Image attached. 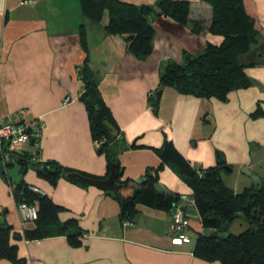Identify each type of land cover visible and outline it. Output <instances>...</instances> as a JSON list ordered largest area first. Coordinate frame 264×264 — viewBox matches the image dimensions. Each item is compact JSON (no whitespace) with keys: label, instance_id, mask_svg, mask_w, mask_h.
<instances>
[{"label":"crops","instance_id":"1","mask_svg":"<svg viewBox=\"0 0 264 264\" xmlns=\"http://www.w3.org/2000/svg\"><path fill=\"white\" fill-rule=\"evenodd\" d=\"M154 5L159 0H125ZM192 3L193 19H209L210 7ZM264 24V0H254ZM154 48L144 58L132 54L123 34L106 30L109 14L94 21L85 15L80 0H0V117L22 112L27 121L43 123L38 161H53L62 168L57 185L36 169L16 164L0 165V225L12 226V243L23 264H222L194 255L192 230L203 232L193 188L165 162L158 171L157 189L178 193L191 219L190 240L172 239V212L138 205L137 221L122 222L121 205L107 191L67 177L76 172L103 180L109 177V159L119 164V181L137 187V179L155 175L162 164L161 148L169 142L192 167L218 164L222 155L235 174L240 192L252 185L244 167L264 181V64L246 67L252 84L231 91L225 101L183 94L174 86L163 87L156 111L148 92L160 89V76L170 62H181L185 53L199 54L208 43L223 37L209 31L194 33L173 18L149 15ZM82 27L84 35H82ZM264 45V37L260 43ZM258 44V45H259ZM98 79L104 103L113 117L112 139L105 151L93 136L82 99L85 92L79 69L87 65ZM263 113L255 116L258 109ZM107 150V151H106ZM21 152H33L24 143ZM109 153V157H108ZM6 170L7 176L2 175ZM109 174V175H108ZM223 175V174H222ZM240 180L242 182L240 183ZM41 188L61 206L62 222L76 220L79 245L68 234L28 239L36 220L23 221L14 194L21 183ZM230 186V185H229ZM239 186V185H238ZM39 208V202L36 204ZM18 233L21 238L14 239ZM0 264H17L0 258Z\"/></svg>","mask_w":264,"mask_h":264},{"label":"trees","instance_id":"2","mask_svg":"<svg viewBox=\"0 0 264 264\" xmlns=\"http://www.w3.org/2000/svg\"><path fill=\"white\" fill-rule=\"evenodd\" d=\"M80 2L88 19L99 21L108 12L106 30L110 34L125 35L129 51L140 58L148 56L154 48L155 30L148 18L153 13L169 16L179 24L190 27L194 33L209 31L223 37L221 44L208 43L199 54L185 53L181 62L167 65L160 76V89L154 97H149L156 111L163 87L174 86L183 94L225 101L231 91L252 84L246 67L264 64V45L259 44L264 37V24L254 0H202L211 9L208 20L192 18V3L189 0H159L154 5H138L125 0ZM78 73L84 83L82 99L89 114L93 136L103 142L100 150L105 151L112 139V113L102 99L94 71L87 64ZM262 113L263 110L259 108L255 116ZM160 155L163 162L155 175L144 176V183L137 187H131L128 181H119V164L113 159L114 155H110L109 174L115 164L120 187L108 193L121 205V221H133L138 215L137 206L140 204L173 212L181 195L157 189V173L167 162L193 188L204 228L203 232L197 234L194 255L205 261H219L222 264H264V182L262 185L253 183L237 192L223 178L222 166L226 165V161L222 155L218 157L216 166L207 168L192 167L169 142L161 148ZM13 157L27 161L20 163L23 174L26 169L33 168L52 185H57L62 172L58 163H41L38 159H32L33 155L29 152H18ZM12 160L6 162V166L15 164ZM2 175L7 176L6 170L2 171ZM30 186L23 182L14 189L18 205L24 201L30 204L39 202L36 228L25 231L24 236L40 239L68 234L72 244L79 245L80 232L73 230L77 226L76 220L62 222L59 218L61 206L46 194L32 191ZM242 214L249 227L238 234L222 236L220 232ZM12 230V226L6 223L0 225V258L23 264L24 260L18 257L17 245L12 243ZM205 230L212 232L207 233ZM13 238L21 236L15 233Z\"/></svg>","mask_w":264,"mask_h":264},{"label":"built area","instance_id":"3","mask_svg":"<svg viewBox=\"0 0 264 264\" xmlns=\"http://www.w3.org/2000/svg\"><path fill=\"white\" fill-rule=\"evenodd\" d=\"M23 4H30L36 0H20ZM156 91L148 92V97H154ZM43 137V123L41 121H27L23 119L22 112L16 115H9L8 117H0V159L4 163L11 161L15 153L21 152L20 147L24 143H31L34 147L32 159L39 158V151L41 149ZM33 141V142H32ZM30 189L36 193L45 192L36 186L31 185ZM19 211L23 221L37 220L38 206L30 204L26 201L21 202ZM126 223H131L127 221ZM191 226V219L186 214L183 206L177 205L172 212V239L175 243H183L190 240L188 230Z\"/></svg>","mask_w":264,"mask_h":264},{"label":"water","instance_id":"4","mask_svg":"<svg viewBox=\"0 0 264 264\" xmlns=\"http://www.w3.org/2000/svg\"><path fill=\"white\" fill-rule=\"evenodd\" d=\"M218 157H220V154L218 155ZM16 159L21 164L27 163V161L23 160L21 157H19V158L16 157ZM222 168L225 171H229V172L233 171V168L231 166H229L228 164L223 165ZM243 173H245L246 175L251 177V179L253 180L254 184L262 185L263 182H264L260 178V176L258 174L253 172L248 167H244ZM67 177L70 178L73 181H76V182H81V183H84V184L97 186L100 189H103V190H105L107 192H110V193L115 192L120 187V184L117 183V168H116L115 164L112 165L111 174L109 175V177L107 179H103V180L93 179V178L81 175L79 173H76V172L68 173ZM136 181H137L138 184L141 185V184L144 183V178L140 177ZM136 221H137V216L134 218L133 222L135 223Z\"/></svg>","mask_w":264,"mask_h":264},{"label":"rangeland","instance_id":"5","mask_svg":"<svg viewBox=\"0 0 264 264\" xmlns=\"http://www.w3.org/2000/svg\"><path fill=\"white\" fill-rule=\"evenodd\" d=\"M15 164L18 165L17 163H15ZM0 165L3 166L4 164L2 162H0ZM243 169H242V173H243ZM222 174H223V178H224L225 182L228 185L234 187L235 185H233V180H234V177H236V175L232 174V172L225 171V170H223ZM237 175L239 177H244L245 173H243L242 175H240V173H239ZM241 182H242V180H240V183ZM252 183H253V180H252ZM243 186H244V184L241 183V184H237V186H235V187L237 189L238 188L241 189V188H243ZM248 227H249L248 221L246 220L245 216L242 214L239 217H237L233 222H231L226 230L221 231L220 234L222 236H227V235H229L231 233L238 234V233L244 231L245 229H247ZM205 232L211 233L212 230H205ZM191 235H192L193 239H195V240L197 239V233H196L195 230H192V234Z\"/></svg>","mask_w":264,"mask_h":264}]
</instances>
